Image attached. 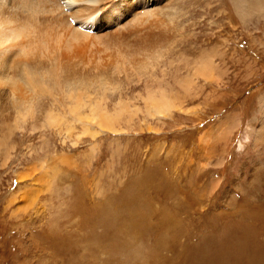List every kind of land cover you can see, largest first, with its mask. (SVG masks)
I'll return each instance as SVG.
<instances>
[{"label": "rangeland", "instance_id": "obj_1", "mask_svg": "<svg viewBox=\"0 0 264 264\" xmlns=\"http://www.w3.org/2000/svg\"><path fill=\"white\" fill-rule=\"evenodd\" d=\"M255 3L178 2L183 58L208 54L217 76H193L185 111L117 134L2 138L0 264H264V10ZM175 67L166 65L167 80L180 91L170 77L191 69Z\"/></svg>", "mask_w": 264, "mask_h": 264}, {"label": "bare ground", "instance_id": "obj_2", "mask_svg": "<svg viewBox=\"0 0 264 264\" xmlns=\"http://www.w3.org/2000/svg\"><path fill=\"white\" fill-rule=\"evenodd\" d=\"M182 1L0 0V149L16 133L95 137L185 111L193 76H217L208 54L183 58L190 51L175 38ZM181 60L192 72L170 77L179 91L166 65Z\"/></svg>", "mask_w": 264, "mask_h": 264}]
</instances>
